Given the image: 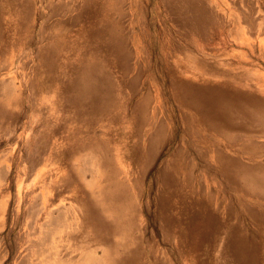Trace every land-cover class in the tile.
Listing matches in <instances>:
<instances>
[{"label":"rangeland","instance_id":"374dc122","mask_svg":"<svg viewBox=\"0 0 264 264\" xmlns=\"http://www.w3.org/2000/svg\"><path fill=\"white\" fill-rule=\"evenodd\" d=\"M263 18L0 0V264H264Z\"/></svg>","mask_w":264,"mask_h":264},{"label":"bare ground","instance_id":"6f19581e","mask_svg":"<svg viewBox=\"0 0 264 264\" xmlns=\"http://www.w3.org/2000/svg\"><path fill=\"white\" fill-rule=\"evenodd\" d=\"M243 24H245L244 22H242V24L241 25H243ZM247 26H248V24H247ZM239 27V28H238ZM238 27H236L235 29H236V35L239 37V40H238V42L240 43V44H242V43H245V41H246V38H247V28L246 27H242V26H238ZM251 29H253V26H249ZM254 31V33L256 34V36L258 37V40L260 41V47H262L263 48V52H264V18L262 19V21H261V23H259V24H256V26H255V29L254 30H252V32ZM2 96H3V99H5L6 98V96L5 95H3L2 94ZM257 101H258V99H259V101H260V98H258L257 96H253ZM253 97H252V99H253ZM3 99L1 100V101H3ZM261 100H262V102L264 103V99L263 98H261ZM252 104H253V101L251 100L250 101ZM252 107V105H250V106H248V107H246V112L247 113H249L250 111V108ZM262 132H264V130L262 131ZM73 199V198H72ZM76 206V205H75ZM57 222H58V220H57ZM80 264V262H72L71 260H68V261H61V260H59V261H57V258L55 259V260H53V262L51 263V264Z\"/></svg>","mask_w":264,"mask_h":264}]
</instances>
